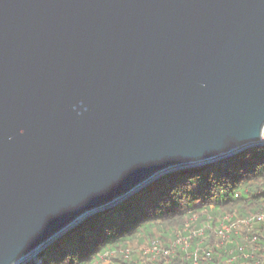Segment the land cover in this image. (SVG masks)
<instances>
[{
	"label": "water",
	"instance_id": "obj_1",
	"mask_svg": "<svg viewBox=\"0 0 264 264\" xmlns=\"http://www.w3.org/2000/svg\"><path fill=\"white\" fill-rule=\"evenodd\" d=\"M263 138L264 0H0V264Z\"/></svg>",
	"mask_w": 264,
	"mask_h": 264
},
{
	"label": "trees",
	"instance_id": "obj_2",
	"mask_svg": "<svg viewBox=\"0 0 264 264\" xmlns=\"http://www.w3.org/2000/svg\"><path fill=\"white\" fill-rule=\"evenodd\" d=\"M259 211H264V146L161 175L114 206L76 223L40 251L35 264H100L106 253L111 264H143L125 250L155 241L170 247L178 231L198 227L205 229L204 241L197 237L188 250L177 246L174 253H161L150 263L264 264V222L245 225L248 239L233 230L229 241L215 244L212 235L228 213L237 219Z\"/></svg>",
	"mask_w": 264,
	"mask_h": 264
},
{
	"label": "rangeland",
	"instance_id": "obj_3",
	"mask_svg": "<svg viewBox=\"0 0 264 264\" xmlns=\"http://www.w3.org/2000/svg\"><path fill=\"white\" fill-rule=\"evenodd\" d=\"M239 151H242V150H239ZM239 151H237V152H239ZM237 152L235 151V152L229 153V154H227V156H230V155H232L234 153H237ZM206 161L208 162V160H198V161H195V162L184 163V164L172 167V168L162 172L161 175H164V174L169 173L171 171L179 170V169H181L183 167H186V166H191V165H196V164H204ZM210 161L211 160H209V162ZM161 175H159L158 177H160ZM158 177H156L155 179H157ZM91 214H89V215H91ZM89 215H87V216H89ZM228 215L231 217V219L227 220L226 217ZM233 215H234V213H228L227 215H225L223 217V219L221 221H220V218H219L220 225L218 227H215V228L212 229V235L214 237V243L215 244H225L227 241L230 240V238L229 239L222 238V236L220 234H218L217 231L222 226L225 225L224 222L226 224H228L231 221H233V219H232ZM229 220H231V221H229ZM71 227L72 226L68 227L65 231L60 233L56 239H53V240L49 241L48 243L44 244L40 249H37V250L31 252L30 254H28L27 256L22 258L21 260H19L16 264H35V263H38V261L40 260L39 252L42 251L43 249H45L48 245H50L52 242L57 240L59 237H61L64 233L68 232V230ZM206 227H208V226L206 225ZM247 229L248 228L245 225H241V226H238L237 232L239 234H241V233L244 234V232L247 231ZM201 231H204V232L202 234H200L199 232H201ZM231 233H232V231H231ZM177 235H178V237H180V242L178 243V246H180L184 250H188L189 246L191 245L192 241H194L195 238L200 237V242H201V241H204V239H205L207 234L205 233V229L204 228H199L198 227V228H195V229L188 228V229H186L184 231L180 230V231H178ZM244 238L248 239L246 233L244 234ZM248 243L253 249L257 248V246L253 242H248ZM152 244L153 243L148 244V245H142L140 248H134L135 250H130V252H133L134 256H136L138 259L142 260L144 262L143 264H151L150 262L156 261L157 257L161 255V252L160 253H156V252L152 251V249H151ZM160 245L163 246V247H166V246H164L162 244H160ZM174 248H176V247H174ZM174 248L172 250H170L169 254H172V253L175 252ZM139 251H141L142 253H140ZM169 254H163V255L165 256V255H169ZM110 261H111V258L109 256L106 257V256L102 255L101 258H100V264H111Z\"/></svg>",
	"mask_w": 264,
	"mask_h": 264
},
{
	"label": "built area",
	"instance_id": "obj_4",
	"mask_svg": "<svg viewBox=\"0 0 264 264\" xmlns=\"http://www.w3.org/2000/svg\"><path fill=\"white\" fill-rule=\"evenodd\" d=\"M261 144H262V146H264V138L262 139ZM226 218H227V220L231 219V217L229 215ZM229 221H231V220H229ZM254 222H257V223L264 222V211H259L258 213L253 214L249 217L237 218L236 220L233 219V221H231L228 224H226L224 222L225 225L222 226L217 231V233L220 234L222 236V238L229 239L231 231L235 230L237 232L238 226H241V225L251 226ZM203 232L204 231H201L199 233L202 234ZM179 242H180V237H178V236L173 241V243L170 247H163L158 242L155 241V242H153L151 249L153 252H156V253L161 252L163 254H169L170 250H172L174 247H177ZM125 252L129 253L130 249L125 250ZM106 254L104 256H106ZM207 254L210 255V252L208 251Z\"/></svg>",
	"mask_w": 264,
	"mask_h": 264
}]
</instances>
